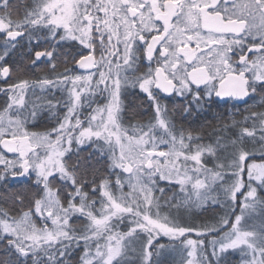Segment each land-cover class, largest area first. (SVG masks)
<instances>
[{
    "label": "snow or ice",
    "instance_id": "1",
    "mask_svg": "<svg viewBox=\"0 0 264 264\" xmlns=\"http://www.w3.org/2000/svg\"><path fill=\"white\" fill-rule=\"evenodd\" d=\"M0 97V264H264V0H0Z\"/></svg>",
    "mask_w": 264,
    "mask_h": 264
},
{
    "label": "trees",
    "instance_id": "2",
    "mask_svg": "<svg viewBox=\"0 0 264 264\" xmlns=\"http://www.w3.org/2000/svg\"><path fill=\"white\" fill-rule=\"evenodd\" d=\"M41 67H43V65H41ZM38 92L39 91H37V95H40ZM32 99H35V97H33ZM3 103H4V98L3 97H0V107L3 106ZM239 107L240 108H243L244 105H239ZM144 119L146 121L147 120V116H145ZM51 126H52V123L49 120L45 119V120L39 122L35 127H32L30 125L29 126V130L30 131H44V130L50 128ZM161 186L162 187L165 186L164 182H161ZM169 194H171V193H169ZM205 215H211V213H206ZM123 230H126V229H123ZM164 242H166V241H164ZM162 259L164 261V264H178V261H179V253L178 252H170L169 254H167ZM232 260H233V264H238L239 255L233 256L232 257Z\"/></svg>",
    "mask_w": 264,
    "mask_h": 264
},
{
    "label": "rangeland",
    "instance_id": "3",
    "mask_svg": "<svg viewBox=\"0 0 264 264\" xmlns=\"http://www.w3.org/2000/svg\"><path fill=\"white\" fill-rule=\"evenodd\" d=\"M39 93V92H38ZM40 94V93H39Z\"/></svg>",
    "mask_w": 264,
    "mask_h": 264
},
{
    "label": "water",
    "instance_id": "4",
    "mask_svg": "<svg viewBox=\"0 0 264 264\" xmlns=\"http://www.w3.org/2000/svg\"><path fill=\"white\" fill-rule=\"evenodd\" d=\"M10 155V154H9Z\"/></svg>",
    "mask_w": 264,
    "mask_h": 264
}]
</instances>
